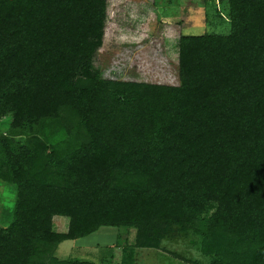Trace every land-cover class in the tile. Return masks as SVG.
I'll use <instances>...</instances> for the list:
<instances>
[{
    "label": "trees",
    "instance_id": "16d2710c",
    "mask_svg": "<svg viewBox=\"0 0 264 264\" xmlns=\"http://www.w3.org/2000/svg\"><path fill=\"white\" fill-rule=\"evenodd\" d=\"M224 2L228 33L179 37L169 86L98 79L106 0H0V264H93L54 252L100 227L264 264V0Z\"/></svg>",
    "mask_w": 264,
    "mask_h": 264
},
{
    "label": "rangeland",
    "instance_id": "374dc122",
    "mask_svg": "<svg viewBox=\"0 0 264 264\" xmlns=\"http://www.w3.org/2000/svg\"><path fill=\"white\" fill-rule=\"evenodd\" d=\"M224 1L106 0L103 40L91 61L98 79L176 86L179 37L227 34ZM155 52L157 58L153 56ZM13 203L14 191L5 190L0 202L1 226L9 223ZM51 222L54 232L66 230L64 218L53 217ZM134 236L131 228L100 227L86 237L61 242L54 257L121 264L126 255H131L132 264H209V257L200 254L192 244L198 240L194 232L172 227L157 249L130 248Z\"/></svg>",
    "mask_w": 264,
    "mask_h": 264
},
{
    "label": "crops",
    "instance_id": "0c3cea01",
    "mask_svg": "<svg viewBox=\"0 0 264 264\" xmlns=\"http://www.w3.org/2000/svg\"><path fill=\"white\" fill-rule=\"evenodd\" d=\"M5 190L7 191H9V190H11V191H13L12 190V188H11V186H9V185H7V184H5V183H0V202H2V200L4 199V192H5ZM3 207H2V205H0V219H1V217H2V212H3ZM1 226V225H0Z\"/></svg>",
    "mask_w": 264,
    "mask_h": 264
}]
</instances>
